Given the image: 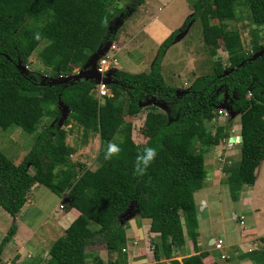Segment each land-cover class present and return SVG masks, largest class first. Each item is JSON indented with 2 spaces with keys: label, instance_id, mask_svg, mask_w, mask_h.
<instances>
[{
  "label": "trees",
  "instance_id": "obj_1",
  "mask_svg": "<svg viewBox=\"0 0 264 264\" xmlns=\"http://www.w3.org/2000/svg\"><path fill=\"white\" fill-rule=\"evenodd\" d=\"M143 2L0 0V129L34 134L48 112L59 115L61 102L69 110L64 126L74 122L84 136L96 133L99 138L101 163L95 171L70 160L73 151L66 143L67 132L56 124H48L38 133L18 164L0 151V208L11 217L20 212L34 184L58 196L67 193L68 208L81 214L50 246L45 264H88L84 248L97 240L104 242L108 255H115L106 264H125L126 255L121 253L126 237L118 219L131 205L140 218L152 220L153 230L159 233V243L153 245L155 261L162 257L171 259V264H204L207 253H197L193 193L203 187L207 172L204 152L197 153L194 146L208 137L204 123L215 116L220 89L225 90V103L232 113L240 117V160L225 180L232 200L238 199L243 186L254 185L255 171L264 161V42H255L245 54L239 36L223 29L224 22L239 19L236 12L242 7L256 36L264 27V0H186L194 13L184 26L198 19L208 54L214 57L222 49L227 59L225 68L220 60L214 61L210 76L195 79L184 94L177 93L179 89L168 85L160 73L164 54L183 27L161 42L148 73L113 71L115 84L107 86L111 95L104 96L103 103L94 97L93 80L54 82L61 75L71 76L75 68L113 41L115 35L108 25L118 16L125 19ZM212 20L218 24H211ZM37 33L39 40L34 38ZM220 40L222 47L218 46ZM40 45L39 59L50 70L46 79L34 72L21 73L18 68L28 64ZM147 101L150 108L142 125L145 142L136 144L132 124L122 116H136L141 103ZM224 130L217 128L218 132ZM109 142L118 144L121 151L106 160ZM145 147L156 148L157 156L144 176L134 177L136 157ZM87 221L99 229H86ZM16 230L12 222L0 240V254ZM186 237L195 254L177 261L174 251L184 246Z\"/></svg>",
  "mask_w": 264,
  "mask_h": 264
},
{
  "label": "crops",
  "instance_id": "obj_2",
  "mask_svg": "<svg viewBox=\"0 0 264 264\" xmlns=\"http://www.w3.org/2000/svg\"><path fill=\"white\" fill-rule=\"evenodd\" d=\"M188 11L189 5L186 0H144V2L136 9L134 13L131 12V14L133 13L132 15L137 12V17H139L138 21L131 27V29L134 31L133 35L128 33H123V35L119 34L122 26L131 19V14L128 15H131L130 17L127 16L123 20L113 22L112 26L116 27V29L113 30L111 26L109 28V31L115 35L114 40L109 41L111 42V45L109 47L108 55H114V62H110V69H113L114 71L121 70L130 74H145L146 72H141V69L146 66L150 68L152 65L151 63L155 58L158 46L174 30L178 29V26L184 22V18L188 15ZM140 12H142V17L139 16ZM157 35H161L163 37H160L158 40L156 39ZM175 44H177V42H175L172 47H174ZM111 46H114L113 52L110 51ZM166 52L162 59L161 65L166 56ZM37 56L39 59V54H37ZM26 66H24L25 71ZM83 66L75 68L71 75H76L79 71H81ZM49 75L50 74L47 72L42 77L43 79H46L49 77ZM191 83L192 82H190V84ZM187 84L184 82V87L176 86V88L179 90H185L189 88ZM185 86L187 87L185 88ZM110 95L111 93L107 91L106 96ZM101 97L102 96H99L97 93L95 98L100 103H103V101L99 100ZM45 117L46 115L44 118ZM65 120L66 118L63 120L62 125H64ZM52 123L56 124L60 128L62 127V125H58L57 120L52 121ZM52 123L50 125H53ZM40 131L41 129H39L38 124L37 132ZM230 138L231 137H229V139ZM229 139L228 143L229 145H232L233 142L230 143ZM26 154L23 153V155ZM12 162L14 164L20 163L18 161ZM213 167H215V169ZM210 168L214 171V176L212 177L214 181L207 182V184L203 185L200 190L193 193L194 199L199 194L201 203V206L198 207V210L195 205L197 220V253H207V256L203 259L204 264H264V223L256 225V222L260 220V215L264 214V212L260 213L258 208H264L258 204V202L264 203V161L255 171L254 185L252 187L243 186L236 201L232 200L230 196L231 200L233 203L237 204L240 211L243 209V207L248 205L253 206L252 214L254 227L246 228L245 223L243 222V217L241 216L238 218L236 213L233 214V220H239V228L242 230L241 234L236 233V237L234 233L231 232V230L228 229V231L224 227L222 228V234H219V236L216 237L209 230V227L211 226L210 222L213 219L211 215L213 206L210 204V199L216 196L215 202L217 203L220 186L222 185L220 177L221 170H219L216 165L210 166ZM222 182L223 184L226 183L224 181ZM39 186L41 185L34 184L31 187L29 193L27 194L24 206L15 216V218H13V222H15L17 225V230L12 240L5 245L2 253L0 254V264H5L4 261H1V256L3 254L8 255V252H11L9 253L11 257L6 264H45L49 258L48 251L53 242L64 236L68 228H70L74 222L80 220L81 214L76 209L68 208L67 204H59L58 207L54 209L53 214L49 215V217H53V221L47 225H41L40 230L37 231L36 226H34L35 222L31 223L24 217V215L29 208H33V206L38 208L37 200L39 198V200H41L42 198L41 196H35V192H37ZM213 187L216 188L215 191L212 190ZM60 196H62L63 200H66L67 202V193H63ZM61 205L62 208H60ZM127 211L128 209L122 214V218L124 217L125 220L122 221L121 224L126 237V245L123 248L124 252L122 250V252L126 255L125 264H164L166 262L170 264L171 259H164L161 257V260L158 262L155 261L154 258L150 259L149 250H147L146 246L148 241L147 235L149 232V230H147V222L149 219H142L138 216V213L133 212L131 213V216L127 213ZM3 218L5 221H7L8 217L3 216ZM90 224L94 223L87 221L85 228L90 231H97L99 229V227L95 224V226H93L91 229L89 227ZM6 232V227H4L0 221V240L5 236ZM22 232L24 233L23 235H21ZM227 232L231 237H233V239H231L233 241L230 244H228L226 240L225 235ZM158 237L159 233L156 232V234L152 237V242H154V245L159 243ZM217 240H222L223 242V248L221 251L216 250L214 247V244ZM100 241L101 240H97L96 242L85 246L84 253L86 254V260L88 264H94V262H96L98 259L102 261L107 260L108 253L106 248L103 250L106 254L104 258L96 244ZM226 243L227 245H225ZM88 247L90 249H88ZM225 247L233 250L235 255L234 257H236L235 260H231V257L229 256L227 259H221V255H225L223 252ZM215 252L216 254H214ZM174 253H176V256H174L173 259L177 261H181L183 258L195 254L190 239H187L186 237L184 246L176 248ZM151 260L153 261L151 262Z\"/></svg>",
  "mask_w": 264,
  "mask_h": 264
},
{
  "label": "rangeland",
  "instance_id": "obj_3",
  "mask_svg": "<svg viewBox=\"0 0 264 264\" xmlns=\"http://www.w3.org/2000/svg\"><path fill=\"white\" fill-rule=\"evenodd\" d=\"M188 5V15L184 18L183 21L191 17L194 13L193 8L190 6L192 4L189 3ZM113 6L116 7V5ZM117 6L119 8H122L123 3H119L117 4ZM109 10H113L111 6H109ZM135 11H133V13ZM141 13L142 12L139 13V16L142 17ZM236 16H239V19L231 18L229 21L224 22L223 29L236 33L239 36L242 51L245 54H249L255 42H264V27L263 30L259 31V33H257L255 36V26L251 22L248 12L242 7H240L238 9V12H236ZM120 18L121 17L119 16L116 17L112 21V23L118 22L119 20H121ZM138 19L139 17H137L136 12L134 15L131 16V19L122 26L119 31V34L123 35V33H128L130 35H133L134 31L131 29V27L138 21ZM211 24H218V20H212ZM110 26L113 30L116 29V27L112 25H108V29L110 28ZM182 27L184 28V30L176 37L177 44H175L174 47L171 46L170 49H168L163 63L160 67V73L164 81L168 85L173 87H184V82L186 84L188 83L187 86H190V82H193L195 79L202 78L204 75L210 76V73H212L213 69V63L216 60H220L222 66L224 68L226 67L227 54L225 51H223L222 49H218L216 51V56L214 57L208 54L207 49L204 47L205 44L203 41L202 26L198 19L196 21H190L187 26H184L183 22L178 26V29L180 30L182 29ZM160 37L163 36L157 35L156 39L159 40ZM256 37H259V41H257ZM218 46L222 47L221 40L218 42ZM41 48V45L38 46L37 49L31 54L29 62L26 66V71L32 73L34 72L40 76H44L47 72L50 73V70L47 69V67H45L38 59L37 54ZM110 51L113 52L112 50ZM150 68L146 66L141 69V72L148 73ZM187 86H185V88ZM95 89L93 91V94L96 97L97 93ZM217 95L219 106L216 107V111H214L215 116L213 117V120L209 122L205 121L204 123V127L208 132V137H206L200 143H197L194 146V150L197 153L201 151L204 152V168L207 173L205 176L206 178L203 181V185H206L209 181H214L212 179V177L214 176V171L210 168V166L216 165L219 170H221L220 177L222 185L220 186V192L218 195L217 203L215 202L216 196L210 199V204L211 206H213L211 210V215L213 219L210 222L211 226L209 227V230L216 237L219 236V234H222V228L224 227L226 228V230H231V232L234 233L236 237V233L241 234L242 230H240L239 228V220H233V214L236 213L238 218L241 216L243 217V222L245 223L246 228L254 227V220L252 214L253 206L248 205L246 207H243V209L240 211L237 204L233 203L230 198L227 184H223L222 182H225L228 175L227 172L234 165H237L240 160V143L234 142L232 143V145H229L228 143L229 137L237 136L240 134V117L238 114L234 115L232 111H230V107L225 103L227 94L224 89H220ZM99 100L103 101L102 97ZM123 103L125 112L126 101H124ZM149 108L150 106L140 105L141 111L136 116L129 117L126 116V114L122 116L125 122H130L132 124V139L136 144H143L145 142V138L143 137L142 133V125L145 114L149 110ZM162 109L166 110L164 107H162ZM61 119V114L56 117V114L49 112L46 114L45 118L40 120L39 129H44L46 125L51 124L54 120H57L59 123ZM219 127H223L225 129L224 133L217 131V128ZM61 128L66 130V143L73 151L72 155L70 156V160L73 162L81 163L85 168L95 171L101 163V159L100 157H98L100 147L98 135L96 133H90L84 136L82 128L74 122H71V126L62 125ZM38 133L39 132H36L34 134H27L17 128L8 131H2L0 129V151L3 152L8 159L12 161L21 162L24 157L23 153L26 154L31 149L36 137L38 136ZM115 138L117 139L118 135H116ZM213 168L215 169V167ZM212 190L215 191L216 188L213 187ZM35 193V196H41L42 198L41 200H39L40 198L37 200L38 208H36L35 206H33V208H29L25 212L24 217L28 219L31 223L35 222L34 226H36L37 231H39L41 225H47L53 221V217H49V215L53 214L54 209L57 208L59 204L66 205L67 202L66 200H63L62 196L53 194L43 186H39L37 192ZM194 201L198 210V207L201 206L199 194L196 196ZM258 204L264 207V203L258 202ZM258 208L260 210V213L264 212V208ZM134 209L135 205H131V209H128L127 213L131 216L132 212L138 213L137 210ZM3 216L8 217L7 221L4 220ZM124 220V217L122 218L121 215V217H119L118 219V222L122 224V221ZM0 221L8 231L13 222V217H11L9 214L0 209ZM147 223V230H149V232L147 235L148 241L146 246L147 250H149V257L150 259H152L154 245V242H152V237L156 234V232L153 230V227H155L153 221L149 220ZM256 223V225L264 223V214L260 215V220ZM93 226L95 225H89L91 229ZM23 234L24 233L22 232L21 235ZM225 236L227 243L230 244L233 241L231 240L233 239V237H231L228 232ZM227 243L225 245H227ZM96 244L98 246V249L103 254V257L105 258L106 254L103 251L105 250L104 242L100 241ZM88 249L90 248L88 247ZM223 252L225 253V255H227V257H231V260L236 259V257H234L235 255L233 250L225 247ZM9 253L11 252H8V255L3 254L1 256V261H4L5 264L8 263V261L10 260L11 255ZM175 254L173 255V257L176 256ZM214 254H216V252ZM113 258H115V255H107V260L102 261L98 259L96 262H94V264H106L108 260H111ZM152 261L153 260H151V262ZM164 264L169 263L166 262Z\"/></svg>",
  "mask_w": 264,
  "mask_h": 264
},
{
  "label": "water",
  "instance_id": "obj_4",
  "mask_svg": "<svg viewBox=\"0 0 264 264\" xmlns=\"http://www.w3.org/2000/svg\"><path fill=\"white\" fill-rule=\"evenodd\" d=\"M176 41H177V39H176ZM110 45H111V42H108L103 48H100L96 54L92 55L90 57V59L86 62V64H84L81 71H79L76 75H71V76L63 78L62 80H56L54 82H56L57 84H65L72 79H74L76 81L83 79V80H93L96 84H100V83L105 84V85L115 84V82L112 81V79H111L113 71H108L104 75V77H102L95 70L96 62L101 58V56H104L106 54ZM18 68L20 69L21 73L25 72L24 67L19 66ZM41 83H43V82H41ZM185 92H186V90H184V91L178 90L177 91V93H180V94H184ZM153 103H151V104H153ZM143 104H144L143 106H147L148 104H150V102L147 101ZM59 112L62 115V119L59 121L58 125L61 126L63 123V120L67 117L69 110L61 102H59ZM233 114L235 115L236 113H233ZM241 140H242L241 136H237V137H231L229 139V142L230 143H232V142L233 143L234 142L240 143Z\"/></svg>",
  "mask_w": 264,
  "mask_h": 264
},
{
  "label": "clouds",
  "instance_id": "obj_5",
  "mask_svg": "<svg viewBox=\"0 0 264 264\" xmlns=\"http://www.w3.org/2000/svg\"><path fill=\"white\" fill-rule=\"evenodd\" d=\"M35 39L39 40L40 39V35L39 33H37L34 37ZM111 50V49H110ZM114 50V49H113ZM112 50V51H113ZM109 51V49H108ZM108 51L106 52V54H108ZM105 54V55H106ZM104 55V56H105ZM104 56H102L101 58H103ZM100 58V59H101ZM99 61V60H98ZM97 61V62H98ZM97 62H96V65H97ZM96 67V66H95ZM108 71H114L113 69H110L109 67V70ZM107 71V72H108ZM106 72V73H107ZM105 75V74H104ZM65 77H68V76H59V79L58 80H62L63 78ZM104 77V76H102ZM101 84V83H100ZM100 84H96V89L95 91L97 92V86L100 85ZM105 85V84H104ZM106 88L108 85H105ZM94 91V90H93ZM107 91H110L108 90L107 88ZM98 93V92H97ZM106 96V95H104ZM102 96V98L104 97ZM121 149L119 147L118 144L116 143H113V142H109L108 143V146H107V152H106V156H105V159L106 160H110L113 156H118L119 153H120ZM157 156V149L156 148H153V147H145L143 152L142 153H139L136 157V160H135V165H134V168L132 170V174L134 177L136 176H144L146 173H147V170L148 168L150 167V165L154 162L155 158ZM62 206V205H61ZM222 248H223V244H222ZM123 250V249H122ZM217 250V249H216ZM222 249H220L219 251H221ZM124 252V251H123ZM222 256V255H221ZM225 256V255H223ZM228 257L225 256V258L223 259H227ZM222 259V258H221Z\"/></svg>",
  "mask_w": 264,
  "mask_h": 264
},
{
  "label": "built area",
  "instance_id": "obj_6",
  "mask_svg": "<svg viewBox=\"0 0 264 264\" xmlns=\"http://www.w3.org/2000/svg\"><path fill=\"white\" fill-rule=\"evenodd\" d=\"M111 50L114 49V46H111L110 48ZM113 61L114 62V55H108L106 54L103 58L99 59V61L97 62V65L95 67V70L98 74H100L101 76H104V74H106V72L109 70L110 67V62ZM97 92L99 94V96H104L107 94V88L104 84H100L97 86ZM60 208H62V206H60ZM222 240H217L214 244L215 249L220 250L222 249ZM124 251V250H123ZM221 258H225V256H221Z\"/></svg>",
  "mask_w": 264,
  "mask_h": 264
}]
</instances>
